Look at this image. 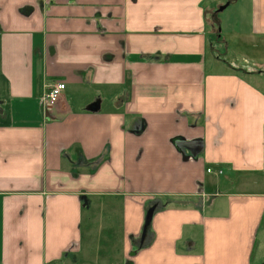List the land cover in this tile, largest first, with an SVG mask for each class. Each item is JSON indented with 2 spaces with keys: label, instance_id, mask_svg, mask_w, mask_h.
<instances>
[{
  "label": "crops",
  "instance_id": "1",
  "mask_svg": "<svg viewBox=\"0 0 264 264\" xmlns=\"http://www.w3.org/2000/svg\"><path fill=\"white\" fill-rule=\"evenodd\" d=\"M234 35L264 50V0H0V264H264V60L218 59Z\"/></svg>",
  "mask_w": 264,
  "mask_h": 264
},
{
  "label": "rangeland",
  "instance_id": "2",
  "mask_svg": "<svg viewBox=\"0 0 264 264\" xmlns=\"http://www.w3.org/2000/svg\"><path fill=\"white\" fill-rule=\"evenodd\" d=\"M221 1H224V0H221ZM223 3L225 2H222V4H220L219 7L227 5V3L225 4ZM234 10L235 9L232 6H229L222 12H219L218 16L220 17V19H223V20L230 17L231 20L229 22V25L232 26L236 31H241L245 28L238 26V23L235 19ZM228 29L229 28L227 27H225V29L222 28L221 29L222 33L223 32L225 33V31L226 30L228 31ZM213 33H214L213 36L216 37L217 34L219 33V28L217 29V27H215V29L213 30ZM213 41L215 42L214 46L218 49V52L223 54L217 58L218 59L222 58L221 60L224 62H227V61L232 62L237 67L241 66V64H246V60L249 61L250 64L252 65L258 64L260 62V59L264 60V50L261 49L260 38L249 40L248 38H244V37L241 38V37H237L236 35H234V37L231 38L229 50H227L226 48L227 44H224L223 42H221L220 44L219 43L217 44V41L215 38H213ZM210 53L212 54V52ZM99 241H101V239H99ZM103 241H104L103 246H106L105 245L106 239L103 238ZM88 244H89V239H88V235L86 234L85 239H84V244H83L84 249L86 248ZM84 253H85V250H84ZM82 256L81 255L78 256L79 259H82ZM94 264H100V263H94Z\"/></svg>",
  "mask_w": 264,
  "mask_h": 264
},
{
  "label": "built area",
  "instance_id": "3",
  "mask_svg": "<svg viewBox=\"0 0 264 264\" xmlns=\"http://www.w3.org/2000/svg\"><path fill=\"white\" fill-rule=\"evenodd\" d=\"M65 89L66 83L64 81L56 80L52 82L42 95V101L47 107L56 105L61 100ZM209 171H211V169H208V172Z\"/></svg>",
  "mask_w": 264,
  "mask_h": 264
},
{
  "label": "water",
  "instance_id": "4",
  "mask_svg": "<svg viewBox=\"0 0 264 264\" xmlns=\"http://www.w3.org/2000/svg\"><path fill=\"white\" fill-rule=\"evenodd\" d=\"M226 7H227V5L222 6L220 8V11H223ZM152 214H153L152 210L149 211L148 214H147L146 222H145V225H144V228H143L144 229L143 230L144 234H146V232H147V230H148V228L150 226V223H151V220H152Z\"/></svg>",
  "mask_w": 264,
  "mask_h": 264
}]
</instances>
